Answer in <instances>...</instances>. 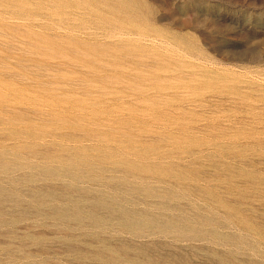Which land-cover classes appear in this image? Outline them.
<instances>
[{"label": "rangeland", "instance_id": "1", "mask_svg": "<svg viewBox=\"0 0 264 264\" xmlns=\"http://www.w3.org/2000/svg\"><path fill=\"white\" fill-rule=\"evenodd\" d=\"M0 264H264V0H0Z\"/></svg>", "mask_w": 264, "mask_h": 264}]
</instances>
